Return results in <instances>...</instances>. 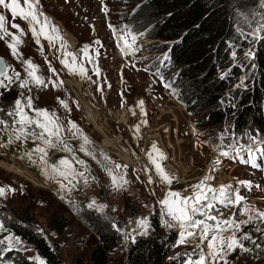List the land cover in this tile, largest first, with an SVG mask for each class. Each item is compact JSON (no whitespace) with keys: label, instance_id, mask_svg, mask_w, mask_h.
<instances>
[{"label":"rangeland","instance_id":"rangeland-1","mask_svg":"<svg viewBox=\"0 0 264 264\" xmlns=\"http://www.w3.org/2000/svg\"><path fill=\"white\" fill-rule=\"evenodd\" d=\"M142 2L39 0V10L59 29L60 38L54 39L51 44L43 36L37 44L27 21L19 16L13 18L10 10L0 6V14L6 17L5 27L22 40L17 45L22 55L16 57L7 46L12 37L0 39V55L10 66L9 75L15 69L20 72L21 79H29L23 60H31L37 66V75L47 85L37 86L29 79V91L28 88L21 89L20 80H16L9 85V90L0 88V99L7 97L14 102L23 92L25 97H32L35 108L55 113L63 125L61 136L73 151L49 148L48 162L52 157L54 163L65 157L72 160L75 155L87 165L85 169L73 161L75 170L83 172L84 176L77 175L75 179L60 177L66 186L61 189L56 180L33 173L22 162L12 158L7 149L0 148V188L5 189V194L0 196V204L16 215L28 214L34 227L68 264H75L77 257L88 258L97 243L91 228L78 217L79 209L85 213L93 210L101 214L119 236V244L108 253L107 264H122L129 244L150 231L152 217L157 219L162 232L176 230L179 233L177 227L165 226L164 221L168 218L162 216L158 202L170 189L190 195L189 186L207 175L214 177L209 182L213 187L230 185L234 192L245 197L239 206L226 208L218 204L213 214L222 213L224 218H228L235 213L237 219L246 220L248 215H240L241 209L264 211V136L248 123L237 134L233 132L231 122L235 121L236 114L217 122L203 114L201 108L191 115L180 106L165 87V82L171 78V71L165 70L166 54L161 46L164 41L154 37L138 40L137 33L132 30L135 15L129 17L130 13L135 12ZM20 3L26 8L23 0ZM257 4L259 9L255 8V3H245L240 10L233 9L237 40L229 47L235 60L239 56L249 63L263 39L264 0H257ZM12 23L20 25L23 35L11 27ZM128 33L136 37L135 43ZM53 35L55 37L56 34ZM120 37H124L132 47L126 48ZM85 45L88 46L87 55L81 51ZM65 52L75 56L77 67L86 69L85 76L73 73L61 63L65 59L72 63V57H66ZM50 68L55 69V73ZM246 77L247 72L242 70L232 79V84H239ZM69 80L75 83L71 85L67 82ZM60 100L65 101L68 107H63ZM140 101H143V108L139 106ZM25 111L32 114L29 109ZM90 114H94V121L89 119ZM195 120L198 124L194 123ZM69 121H74L91 141L85 147L95 154V159L79 151L83 141L68 131ZM145 135L148 137L145 138ZM237 137L242 140L232 142ZM24 143H31L34 148L39 141H15L13 144L22 154L26 152ZM153 145L166 157L160 161L162 167L175 177L171 186L161 181L149 161ZM254 147L252 151L258 158L249 160V149ZM221 151L229 152V156H222ZM105 156L112 163L105 160ZM136 159L145 160L146 164L133 167L137 164L133 161ZM216 160L220 163L214 164ZM117 164L121 167L117 168ZM108 168L117 177V183L123 184L122 188L113 183ZM120 177L127 183H123ZM241 182H248L250 186ZM93 201L95 204L89 207ZM100 206H104L102 210ZM56 211L64 213L69 223L68 231L62 236L48 228L49 217ZM140 219L147 220L146 228H137L136 222ZM244 233L251 237L242 241L250 251L237 248L227 256L228 264L263 263L264 221L257 219L241 225L237 235ZM9 235L13 237L12 248L21 246L23 255L39 264L42 259L35 248L22 241L15 243L17 236L11 231H0V240ZM198 243L196 239L177 244L165 261L180 251H193ZM0 248L3 252L7 251V241Z\"/></svg>","mask_w":264,"mask_h":264},{"label":"trees","instance_id":"trees-1","mask_svg":"<svg viewBox=\"0 0 264 264\" xmlns=\"http://www.w3.org/2000/svg\"><path fill=\"white\" fill-rule=\"evenodd\" d=\"M245 3H255V8L259 9L257 0H143L129 17L135 15L131 26L138 40L154 37L164 41L161 46L166 54L165 70L171 71L165 87L188 114L194 115L201 108L203 114L217 122L236 114L235 121L231 122L233 132L237 134L248 123L264 136V36L249 63L239 56L235 60L230 54L229 45L237 40L233 9L240 10ZM242 70L247 72L246 79L232 84V79ZM13 104L7 97L0 99V109H3L0 117L10 121L6 113ZM9 135L10 132H0L3 142H7ZM241 140L237 137L232 142ZM23 148L27 151L33 145L24 143ZM53 148L62 149V146ZM5 149L33 173L40 174L38 167L18 158L23 154L14 144ZM257 158L258 155L252 157ZM54 160L50 158L49 163L53 164ZM77 215L91 228L97 243L88 258L77 257L74 263L107 264L108 253L119 244V236L96 211L85 213L79 209ZM0 223L20 241L32 245L45 264H68L34 227L28 214L16 215L0 204ZM48 228L58 236L66 233L69 223L64 213H52ZM178 237L176 230L162 232L157 219L152 217L150 231L129 244L122 264H183V254L193 251H180L165 261L177 245ZM22 251L21 246L5 252L0 248V264H37Z\"/></svg>","mask_w":264,"mask_h":264},{"label":"snow or ice","instance_id":"snow-or-ice-1","mask_svg":"<svg viewBox=\"0 0 264 264\" xmlns=\"http://www.w3.org/2000/svg\"><path fill=\"white\" fill-rule=\"evenodd\" d=\"M25 7L21 6L20 0H0V6L4 9H8L11 12L13 18L19 16L30 26V30L37 44L40 43V37L43 36L44 39L48 40L51 44L54 39H59V29L51 24V21L47 16L44 15L42 11L39 10V0H23ZM6 17L0 14V39L5 36H11L12 42L8 43L7 46L11 51V54L16 57H20L22 54L19 53L17 45L22 43L20 36L10 33L5 27ZM11 27L13 29H18L20 35H23V29L20 25L12 23ZM264 28V25H261ZM53 34H56L55 37ZM132 42L135 43L136 37L131 33ZM124 41L126 48H131L132 45L128 44L124 37H120ZM67 46L65 45V48ZM88 46L85 45L81 50L87 55ZM66 57H72V63H69L67 59L62 60L61 63L64 64L73 73L79 74L81 76L86 75V69L83 66H76L75 56L72 53L65 52ZM23 64L26 66L24 71L27 73L28 78L33 84L37 86L47 87L45 80L37 75V66L33 64L31 60H23ZM10 66L0 59V88L9 90V85L13 84L16 80H20L19 87L21 89L31 88L28 87L29 79H21L20 72L12 69V75H9ZM55 73V69H51ZM7 81V83H5ZM53 86L55 83L53 82ZM20 97H23L21 99ZM63 107L67 108L68 105L65 101L60 100ZM142 107L143 101L139 102ZM25 109L31 111V115ZM3 112V109H0ZM11 120H6L0 117V132L8 134L10 132L7 142H3L0 138V148H8L15 141H27L31 139L36 143V146L32 149L27 150L23 155L18 158L21 160H27L31 166H36L40 170V174L44 175L47 179L56 180L57 184L60 185L61 189L66 186L59 179L63 177L67 179L71 176L73 179L77 175L83 177V172H77L75 170L73 161L75 164H79L87 169L86 162L80 160L79 158L73 156L72 160L67 157L60 159L54 164H49L47 160L48 149L62 146V150L65 152H72L71 149L63 140L61 136V131L63 125L59 121V117L55 113L50 112L47 109H38L33 106L32 97L24 96L21 92L19 97L14 101L11 109L6 113ZM68 131L72 133V136L81 139L83 143L80 145L79 151L84 152L85 155L92 156L95 159V154L89 152L85 147L90 144L91 141L86 135L79 129L78 125L74 121H69ZM137 131L139 126L137 125ZM37 129L39 131H37ZM43 145V146H42ZM153 153H156L154 156ZM153 153H149V161L153 164L156 174L160 177L161 181L169 186L173 183L175 177L166 172L162 167L160 161L166 159L163 153L153 145ZM222 156H229V152L221 151ZM255 153L249 149V160ZM34 157H36L34 159ZM105 160L109 163L110 158L105 156ZM220 161H214V164H219ZM117 168L121 165H116ZM126 167V166H124ZM215 171V168L213 169ZM107 172L112 178L113 183L118 187L122 188L123 184L117 183V177L113 176L112 169L108 168ZM212 175H207L203 177L196 184L190 185L191 194L183 195L179 191L169 190L165 197L158 203L161 205V214L166 216L168 219L164 221L165 226L177 227L179 229V237L177 244H186L192 240H199V243L195 246V249L191 253H184L185 259L183 264H228L227 256L234 252L237 248L244 252L250 251V249L245 248L242 241L251 239V237L244 233L238 236L237 233L241 231V225H246L253 220L264 221V211H260L253 208H243L240 210V215H248V219L239 220L236 218L234 213L231 217L224 218L223 214H213L216 211V206L223 205L224 207H234L239 206L245 199L238 192H234L230 185H221L219 187H213L209 182L213 180ZM123 180V177H120ZM85 182H87L85 180ZM151 178H149V183H151ZM123 183H127L123 180ZM247 186H250L248 182H241ZM14 191V190H13ZM5 194V189L0 188V196ZM63 198V197H62ZM95 204L93 201L89 207ZM104 206H100V210ZM254 212L255 215H249V213ZM211 221L212 223H209ZM137 228H146L147 220L140 219L136 222ZM116 228V225L113 224ZM4 226L0 223V231H5ZM120 231L119 228H116ZM261 231V229H257ZM227 233V235H225ZM7 241L8 250L14 247L13 237L11 235L5 237V239L0 240V245L5 244ZM15 243H20L19 238H15ZM206 249V251H205ZM39 259V258H37ZM39 264H45L43 260H39Z\"/></svg>","mask_w":264,"mask_h":264},{"label":"bare ground","instance_id":"bare-ground-1","mask_svg":"<svg viewBox=\"0 0 264 264\" xmlns=\"http://www.w3.org/2000/svg\"><path fill=\"white\" fill-rule=\"evenodd\" d=\"M66 39H68V37L66 38ZM68 40H70V39H68ZM69 84H74L75 83V81H72V80H69V81H67ZM140 106V105H139ZM143 108V107H142ZM141 108V109H142ZM89 119L91 120V121H94V114L92 115V114H90V116H89ZM146 137H148L147 135H145V138ZM110 141V140H109ZM133 161H136L137 162V164L136 165H133V163L131 162V164L133 165V167L135 166V167H137V166H140V164H146L145 163V160H142V162L141 161H138V159H136V160H133ZM140 162V163H139ZM130 164V163H129ZM142 168L144 169V166H142Z\"/></svg>","mask_w":264,"mask_h":264},{"label":"water","instance_id":"water-1","mask_svg":"<svg viewBox=\"0 0 264 264\" xmlns=\"http://www.w3.org/2000/svg\"><path fill=\"white\" fill-rule=\"evenodd\" d=\"M0 59H2L4 62H6L5 58L2 55H0Z\"/></svg>","mask_w":264,"mask_h":264}]
</instances>
